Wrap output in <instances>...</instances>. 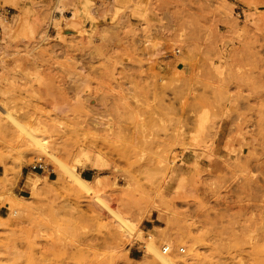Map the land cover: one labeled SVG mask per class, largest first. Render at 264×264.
<instances>
[{"label":"rangeland","instance_id":"374dc122","mask_svg":"<svg viewBox=\"0 0 264 264\" xmlns=\"http://www.w3.org/2000/svg\"><path fill=\"white\" fill-rule=\"evenodd\" d=\"M58 1L0 0V264H264V0Z\"/></svg>","mask_w":264,"mask_h":264},{"label":"bare ground","instance_id":"6f19581e","mask_svg":"<svg viewBox=\"0 0 264 264\" xmlns=\"http://www.w3.org/2000/svg\"><path fill=\"white\" fill-rule=\"evenodd\" d=\"M131 0H117L118 4L120 5H124V4H127L129 3ZM142 1V0H140ZM144 1V0H143ZM62 0H59L57 3H56V9L59 10V11H63V7H62ZM84 13V9H80V15ZM7 23V22H6ZM11 32H13L12 30H10ZM12 34V33H11ZM8 35V33H7ZM84 119H87L86 117H84ZM10 121H11V124L14 128L16 129H19V130H22V131H25L27 136H28V140L27 142H29V144H31L32 146H34L37 150H39L40 152L50 156L54 162L56 163V166L58 169H60V175H59V178L62 179L63 178V175H62V172L61 170L64 169L65 167L62 166V164L59 162L58 159H56L53 154L50 153V151L48 150V147H47V140L45 141V139L43 138L42 135H44L43 133V130L41 128V123H39L40 121H38L36 118H30V123L28 124H22L18 118L16 117H11L10 118ZM93 122V121H92ZM90 124V123H89ZM61 127V126H60ZM53 128V127H52ZM64 129V128H63ZM65 130V129H64ZM8 131V130H7ZM10 131V129H9ZM8 131V132H9ZM24 132V133H25ZM4 137V136H3ZM10 138V137H9ZM1 139V138H0ZM4 139V138H2ZM20 139V138H19ZM47 139V138H46ZM13 147V146H12ZM15 148V147H13ZM16 149V148H15ZM83 149V148H82ZM85 149V148H84ZM86 151V150H85ZM39 152V153H40ZM83 152V150H82ZM81 152V153H82ZM41 153V154H42ZM84 153V152H83ZM85 154V153H84ZM83 154V155H84ZM87 154V153H86ZM86 156V155H85ZM76 160V159H75ZM0 162H3V160L0 158ZM63 163V162H62ZM86 163H88V159L84 156H81L79 157L76 161H75V165L76 167H79V166H84ZM66 164V163H65ZM65 166V165H64ZM76 167H74L73 169H71L70 167L67 166V168H70L71 170L69 169H66L68 170V174L70 175V184H71V187L72 189L76 192V193H79L81 194L82 192H86L88 194L91 195V198L94 199L96 202H97V205H100L101 208L104 207L105 209H108L106 207H108L109 205H107L106 203L108 202H105V198H103L99 193H100V188L103 184V181H102V178L101 177H94L93 179H86L84 178L82 175H80L77 170H76ZM67 174V175H68ZM14 178V176H13ZM3 179V178H2ZM4 182H5V179H4ZM6 184V183H5ZM8 187V186H7ZM19 198V197H18ZM31 200L35 201V196L31 198ZM107 201V200H106ZM12 201H10L11 203ZM9 203V202H8ZM92 204V203H91ZM96 205V206H97ZM20 208V207H19ZM22 209L24 210H27V208L25 207H21ZM110 209V207H109ZM104 210V209H103ZM107 211V210H106ZM113 211V210H111ZM111 213V212H110ZM114 215L115 217L118 215H116V212H114ZM16 215V214H15ZM120 215V214H119ZM122 217V214L121 216ZM119 218V217H118ZM117 218V219H118ZM120 219V218H119ZM123 219V218H122ZM120 219V221H123L125 219ZM119 221V222H120ZM118 222V223H119ZM124 222V221H123ZM124 224V223H123ZM122 225V224H121ZM126 224H124L125 226ZM123 226V228H125ZM121 227V226H120ZM122 228V227H121ZM126 229V228H125ZM125 229H122L124 231H126ZM139 238L143 237L141 234L138 235ZM148 243V242H147ZM147 253L149 254V257L150 255L154 256L155 259L158 260V263L159 264H176V261L173 260L170 256L166 255L164 252L160 251L156 245H155V240L153 241H150L148 244H147Z\"/></svg>","mask_w":264,"mask_h":264},{"label":"built area","instance_id":"2783aa9c","mask_svg":"<svg viewBox=\"0 0 264 264\" xmlns=\"http://www.w3.org/2000/svg\"><path fill=\"white\" fill-rule=\"evenodd\" d=\"M6 17L7 18L4 19V22H8L9 15H6ZM176 53H180V50H177ZM44 168H45V166H44V164L41 163V160H40V163H38V165H34L33 166V170L44 169ZM163 252L165 254H169V253H172V249H171L170 246H164L163 247ZM179 252L184 253V252H186V249L184 247H181V248H179Z\"/></svg>","mask_w":264,"mask_h":264},{"label":"crops","instance_id":"0c3cea01","mask_svg":"<svg viewBox=\"0 0 264 264\" xmlns=\"http://www.w3.org/2000/svg\"><path fill=\"white\" fill-rule=\"evenodd\" d=\"M37 176L39 177L38 173H27L26 175H24V177H22V182L20 183L21 186V190H27V188L29 187L30 183H32V180L34 179V177Z\"/></svg>","mask_w":264,"mask_h":264},{"label":"trees","instance_id":"16d2710c","mask_svg":"<svg viewBox=\"0 0 264 264\" xmlns=\"http://www.w3.org/2000/svg\"><path fill=\"white\" fill-rule=\"evenodd\" d=\"M84 178H86V179L90 180V179H89V178H87V177H84Z\"/></svg>","mask_w":264,"mask_h":264}]
</instances>
